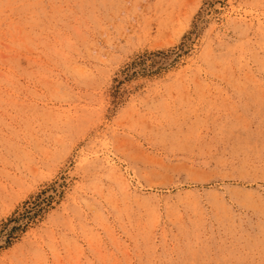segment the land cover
Wrapping results in <instances>:
<instances>
[{"label":"rangeland","instance_id":"374dc122","mask_svg":"<svg viewBox=\"0 0 264 264\" xmlns=\"http://www.w3.org/2000/svg\"><path fill=\"white\" fill-rule=\"evenodd\" d=\"M0 264H264V0H0Z\"/></svg>","mask_w":264,"mask_h":264},{"label":"snow or ice","instance_id":"6c2138e0","mask_svg":"<svg viewBox=\"0 0 264 264\" xmlns=\"http://www.w3.org/2000/svg\"><path fill=\"white\" fill-rule=\"evenodd\" d=\"M9 229V223L8 222H0V232H4L5 230Z\"/></svg>","mask_w":264,"mask_h":264}]
</instances>
